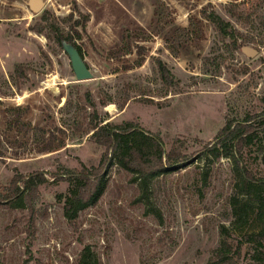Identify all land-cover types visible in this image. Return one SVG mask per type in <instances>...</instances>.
Listing matches in <instances>:
<instances>
[{"label": "rangeland", "instance_id": "obj_1", "mask_svg": "<svg viewBox=\"0 0 264 264\" xmlns=\"http://www.w3.org/2000/svg\"><path fill=\"white\" fill-rule=\"evenodd\" d=\"M45 12L74 36L92 79L77 82L51 32L32 30L45 27ZM212 12L238 32L239 50L222 41L207 18ZM157 60L178 91H166ZM127 91L135 98L123 111L99 107L100 117L159 134L167 151L183 141L195 161L152 182L149 199L136 204L137 185L113 168L98 204L69 224L61 198L72 185L53 176L97 166L104 153L77 133L80 107L88 94L122 101ZM140 93L152 101L138 100ZM263 110L264 0H0V192L7 194L16 175L50 179L39 188L32 233L27 211L0 207V264H78L86 246L99 264H209L224 240L237 244L260 225L254 209L241 232L232 229L233 159L204 158L199 143L213 142L228 118ZM243 165L264 179L254 152L245 151ZM242 249L240 264H264L251 245Z\"/></svg>", "mask_w": 264, "mask_h": 264}, {"label": "trees", "instance_id": "obj_2", "mask_svg": "<svg viewBox=\"0 0 264 264\" xmlns=\"http://www.w3.org/2000/svg\"><path fill=\"white\" fill-rule=\"evenodd\" d=\"M45 12L42 19L46 21L45 27L32 29L38 34H43L48 29L60 47L64 41L71 43L82 56L81 48L71 33H64L57 24L50 23ZM215 31L222 41H231L233 50H239V34L232 25L225 21L216 12L207 15ZM80 22L73 25L79 27ZM76 36L80 38L79 33ZM50 38V37H49ZM83 57V56H82ZM156 73L167 92L178 91L179 83L161 60L156 61ZM16 74L25 77L24 67L18 65ZM179 93V92H178ZM122 101H114L111 97L100 98L98 102L90 95H86L83 106L80 107L81 119L76 122V131L81 137L89 136L98 147L104 150L97 166L87 167L82 164L76 171L67 175H54L57 181H67L72 186L63 201V214L69 224L75 225L79 216L86 209L98 204L108 189V175L113 168L128 174L130 183L137 185L139 197L133 203L147 201L149 185L170 173L179 172L195 161V155L187 153L186 143L176 141L170 151L159 134L151 133L131 122L112 123L100 117L99 107L105 108L116 105L121 111L130 103L132 97L127 91ZM138 100H148L147 93H140ZM81 104V103H80ZM81 104V105H82ZM88 109L91 113H88ZM85 113V115H84ZM106 122V123H105ZM201 153L204 158L219 159L223 155H231L237 176L236 194L232 199L234 222L232 229L241 232L254 212L257 210V221L260 229L257 232L246 233L237 244L224 240L215 252L209 264H240L243 246L248 244L253 247V258L264 263V179H257L243 165V155L246 150L254 152L264 165V110L261 113L248 114L243 121L227 119L225 126L219 131L213 142L203 143ZM0 157H4L0 149ZM50 179L40 172L28 176L16 175L10 184L7 194L0 192V207L10 210L28 212L26 232L32 233L34 220L38 211L35 202L39 199V188ZM232 229L221 227L224 236L230 237ZM78 264H99L91 248L86 246L80 253Z\"/></svg>", "mask_w": 264, "mask_h": 264}, {"label": "water", "instance_id": "obj_3", "mask_svg": "<svg viewBox=\"0 0 264 264\" xmlns=\"http://www.w3.org/2000/svg\"><path fill=\"white\" fill-rule=\"evenodd\" d=\"M64 51L68 54L71 59L72 67L75 73L77 82H84L93 78L84 58L80 55L78 50L66 41L62 43ZM247 54L251 56L255 54V51L249 49L246 50Z\"/></svg>", "mask_w": 264, "mask_h": 264}, {"label": "bare ground", "instance_id": "obj_4", "mask_svg": "<svg viewBox=\"0 0 264 264\" xmlns=\"http://www.w3.org/2000/svg\"><path fill=\"white\" fill-rule=\"evenodd\" d=\"M110 107H111V106H110ZM110 107H109V108H110Z\"/></svg>", "mask_w": 264, "mask_h": 264}]
</instances>
